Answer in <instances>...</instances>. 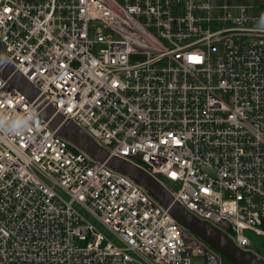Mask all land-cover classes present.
<instances>
[{"label":"built area","instance_id":"obj_1","mask_svg":"<svg viewBox=\"0 0 264 264\" xmlns=\"http://www.w3.org/2000/svg\"><path fill=\"white\" fill-rule=\"evenodd\" d=\"M0 43V264H224L56 114L264 259V2L0 0Z\"/></svg>","mask_w":264,"mask_h":264},{"label":"water","instance_id":"obj_2","mask_svg":"<svg viewBox=\"0 0 264 264\" xmlns=\"http://www.w3.org/2000/svg\"><path fill=\"white\" fill-rule=\"evenodd\" d=\"M0 76L8 79V82L25 93L30 100L39 94V90L28 81L13 64L8 63L5 51L0 44ZM55 112V108L48 105L43 111L45 119H49ZM58 133L69 140L80 150L99 161H106L108 166L127 175L132 176L144 185L164 206L169 208L170 214L188 230L199 236L210 246L218 250L233 264H264V259L237 247L228 237L215 229L207 222L195 217L179 202L175 201L167 188L153 176L139 168L137 165L122 158L110 156L98 145L83 129L79 128L70 119H65L62 114H56L50 122Z\"/></svg>","mask_w":264,"mask_h":264},{"label":"rangeland","instance_id":"obj_3","mask_svg":"<svg viewBox=\"0 0 264 264\" xmlns=\"http://www.w3.org/2000/svg\"><path fill=\"white\" fill-rule=\"evenodd\" d=\"M244 1L264 2V0H231V2H235V3H241ZM158 178L160 181L164 182L165 184L167 185L169 184V181H167L163 175L159 174ZM174 188L177 187L174 186ZM245 232L247 236L250 238L252 242V248L255 250V252L259 253L261 256L264 257V236H260L250 229H247Z\"/></svg>","mask_w":264,"mask_h":264},{"label":"bare ground","instance_id":"obj_4","mask_svg":"<svg viewBox=\"0 0 264 264\" xmlns=\"http://www.w3.org/2000/svg\"><path fill=\"white\" fill-rule=\"evenodd\" d=\"M246 2H248V1H244V2H242V3H246ZM72 121V120H71ZM74 124H76L74 121H72ZM79 128H81L78 124H76ZM82 129V128H81ZM62 136V135H61ZM63 137V136H62ZM66 139V138H65ZM69 141V140H68ZM70 142V141H69ZM86 153V152H85ZM89 155V154H88ZM90 156V155H89ZM91 157V156H90ZM92 158V157H91ZM92 159H94V158H92ZM94 160H96V159H94ZM96 161H99V160H96ZM100 162H105V161H100ZM107 163V162H106ZM108 165V164H107ZM110 167V166H109ZM139 167V166H138ZM140 168V167H139ZM142 169V168H141ZM116 170V169H115ZM144 170V169H143ZM118 171V170H117ZM145 171V170H144ZM119 172H121V171H119ZM146 172V171H145ZM121 173H123V172H121ZM125 174V173H124ZM136 180V179H135ZM137 181V180H136ZM138 182V181H137ZM138 183H140V182H138ZM141 184V183H140ZM166 207V206H165ZM166 208H168V207H166ZM169 209V208H168Z\"/></svg>","mask_w":264,"mask_h":264},{"label":"trees","instance_id":"obj_5","mask_svg":"<svg viewBox=\"0 0 264 264\" xmlns=\"http://www.w3.org/2000/svg\"><path fill=\"white\" fill-rule=\"evenodd\" d=\"M223 258H224V264H233L230 260H228L224 256H223Z\"/></svg>","mask_w":264,"mask_h":264},{"label":"snow or ice","instance_id":"obj_6","mask_svg":"<svg viewBox=\"0 0 264 264\" xmlns=\"http://www.w3.org/2000/svg\"><path fill=\"white\" fill-rule=\"evenodd\" d=\"M192 59H199V58L197 57V58H192ZM205 191H207V190L205 189Z\"/></svg>","mask_w":264,"mask_h":264}]
</instances>
